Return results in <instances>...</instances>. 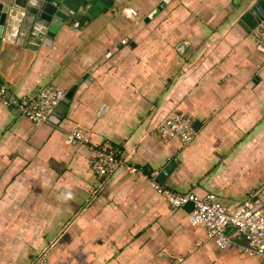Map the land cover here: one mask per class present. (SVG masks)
<instances>
[{
	"label": "crops",
	"instance_id": "0c3cea01",
	"mask_svg": "<svg viewBox=\"0 0 264 264\" xmlns=\"http://www.w3.org/2000/svg\"><path fill=\"white\" fill-rule=\"evenodd\" d=\"M256 1L115 0L49 48L0 54L6 95L77 84L57 124L0 101V264H32L50 245L48 264H262L243 237L217 248L149 181L174 160L161 183L175 191L230 207L264 191V55L238 24ZM172 110L192 118L187 146L156 130ZM74 128L87 145L67 141ZM105 141L143 173H94L91 148Z\"/></svg>",
	"mask_w": 264,
	"mask_h": 264
},
{
	"label": "built area",
	"instance_id": "2783aa9c",
	"mask_svg": "<svg viewBox=\"0 0 264 264\" xmlns=\"http://www.w3.org/2000/svg\"><path fill=\"white\" fill-rule=\"evenodd\" d=\"M161 2L162 0H157ZM130 14V10H126ZM256 50L264 55V19L254 30ZM64 91L52 83L39 86L32 93L17 96H7L6 88L0 86V101L6 106L17 110L19 115L28 119L34 125L51 122V113L60 105ZM156 130L163 140L177 139L182 146L189 145L195 137L193 121L189 114L179 110L168 112L157 124ZM68 142L87 145L89 132L82 128H74L66 134ZM89 168L98 176H110L124 167L130 173H143V168L126 164L119 149L105 141L91 148L88 161ZM157 172L149 175L150 186L161 195L173 210L192 202L193 207L187 214L188 224L202 226L206 239L217 248L226 249L234 236L243 237L246 241L244 251L250 255H258L264 264V206L256 207L253 198H248L235 206L222 204L214 193L208 192L202 196L192 191H175L156 178ZM228 228L232 233H226ZM52 245L43 248L32 260V264H48V251ZM181 256L175 257L166 264H180Z\"/></svg>",
	"mask_w": 264,
	"mask_h": 264
},
{
	"label": "water",
	"instance_id": "95a60500",
	"mask_svg": "<svg viewBox=\"0 0 264 264\" xmlns=\"http://www.w3.org/2000/svg\"><path fill=\"white\" fill-rule=\"evenodd\" d=\"M115 0H0V54L12 50H26L34 53L39 47L49 48L57 37H65L67 32H75L87 26L113 5ZM170 0H162L157 10L165 7ZM155 13V12H153ZM150 14L147 19L154 14ZM264 19V0H257L239 18V26L246 32L254 31ZM1 84V83H0ZM77 84L64 94L60 105L49 119L57 124L62 118ZM10 96V91H7ZM176 163L170 160L158 172L156 178L164 182ZM263 192L254 197L256 207L264 206ZM192 202L183 208L190 212ZM231 229V228H230Z\"/></svg>",
	"mask_w": 264,
	"mask_h": 264
}]
</instances>
